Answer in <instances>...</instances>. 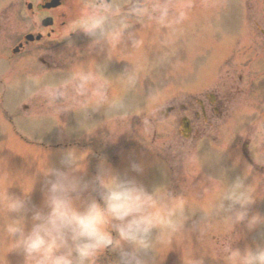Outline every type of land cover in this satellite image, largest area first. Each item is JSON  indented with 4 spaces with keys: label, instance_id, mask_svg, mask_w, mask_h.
I'll list each match as a JSON object with an SVG mask.
<instances>
[{
    "label": "rangeland",
    "instance_id": "rangeland-1",
    "mask_svg": "<svg viewBox=\"0 0 264 264\" xmlns=\"http://www.w3.org/2000/svg\"><path fill=\"white\" fill-rule=\"evenodd\" d=\"M164 2L170 8L169 21L160 24L153 9ZM245 2L252 4V0ZM27 3L35 8L42 2L0 0V71L11 72L0 75L4 84H0V196L10 187V196L23 197V188L29 192L32 180L33 189L26 197L29 206L47 211L44 188L48 178L42 171L62 168L64 155L74 151L82 154L80 167L83 169L76 175L84 180L93 181L103 165L121 178L134 177L149 194L163 187L182 200V211L172 217L176 225L174 230L161 213L153 231V253H142L148 264H227L228 247L243 253L264 245V224L250 230L246 222L233 226L228 218L232 212L226 209H240L238 204L228 201L231 196L240 203H249L245 206L249 218L260 216L264 219V189L257 192L262 184L255 181H260V172H252L255 180L248 177L250 172L243 171L232 150L226 149L227 145L223 148L216 140V145L210 143L199 149L198 154V144H189L177 159L171 155L175 149L169 140L161 143L156 139L154 145L148 144L151 128L146 133L147 149L129 144L126 152L118 154L119 147L130 142L135 129L131 142L135 136L139 137L138 128L146 124L144 121L151 113L149 109L138 110V106L147 108L152 104V96H166L173 84L184 85L192 75H218V44H223V40L226 46L232 43L226 34L224 37L219 34L221 20L225 19V2L121 0L124 7L140 6L150 16H146L144 22L136 21L142 24L140 27L128 28L129 34L123 41L106 35L101 44L112 40L100 51V43H94L93 37L72 27L86 11L88 0H64L62 6L41 12L27 11ZM180 12L184 13V18L177 23L176 16ZM45 15L51 16L54 22L51 28L42 30L39 19ZM226 15L233 18L230 37L234 38L239 23L234 22L232 11H227ZM38 32L44 36L39 43L29 46L27 52L15 59L9 58L13 63H6V57H12L10 49L26 34ZM130 37L142 43L133 46ZM41 55L50 64L54 63L53 66L45 69L40 65ZM11 66L23 68V71L17 72ZM104 68L124 75L125 94L130 103L108 95ZM81 71L97 74L96 81L83 94L75 88V77ZM98 86L104 91L102 99L94 91ZM53 91L56 92L54 98L50 95ZM259 94V102H253L255 106L237 105L241 121L252 120L254 129L264 120V96L261 90ZM107 106L112 109L109 116ZM162 124L157 122L153 129H164ZM237 126L243 128V125ZM107 141L115 152H102L101 148L111 150V147H104ZM133 164L142 166L141 174L132 170ZM96 192L99 195V190ZM91 198L97 199L95 192L84 197L85 200ZM254 199L256 202L251 209ZM76 206L83 210L81 201H77ZM3 222L0 215V227ZM115 243L119 246L120 241ZM122 247L130 249L131 246L125 243ZM5 255L0 234V260ZM118 260V251L106 249L96 264H117ZM7 261L8 264H24L22 254L17 252L9 253Z\"/></svg>",
    "mask_w": 264,
    "mask_h": 264
},
{
    "label": "clouds",
    "instance_id": "clouds-1",
    "mask_svg": "<svg viewBox=\"0 0 264 264\" xmlns=\"http://www.w3.org/2000/svg\"><path fill=\"white\" fill-rule=\"evenodd\" d=\"M123 7L121 0H88L86 11L74 22L73 30L93 37L96 44L105 41L109 33L119 40L127 16L143 14L140 6L123 14ZM153 11L158 23L169 21L170 8L166 2L155 6ZM114 17L121 18L119 25L111 24ZM183 18L184 13H178L176 22ZM130 39L133 46L142 43L137 38ZM96 79L97 74L92 71L79 72L75 77L76 91L83 94ZM94 91L103 98L102 86ZM50 95L54 98L56 92ZM81 155L69 151L62 158V168L43 169L48 178L44 188L47 211L29 206L26 197L33 189L32 180L29 192L22 187L23 197L10 196V187L0 196V215L4 218L0 234L7 253L0 264H8L7 256L12 252L22 254L24 264H96L106 249L119 252L117 264H148L142 253H153V231L161 213L167 218L168 226L175 229L172 217L182 211V200L163 187L149 194L134 177L121 178L103 165L93 181L84 180L76 175L83 169ZM131 167L137 175L143 171L139 164ZM97 190L99 202L95 198L84 199L86 194ZM77 201L82 202L83 210L77 208ZM228 201L240 206L235 211L225 208L232 212L228 218L233 226L246 222L251 230L264 224L260 216L248 217L245 206L249 203H240L231 196ZM113 234L118 239H114ZM116 240L120 241L119 246ZM125 243L130 249L122 247ZM225 260L227 264H264V245L243 253L230 246L226 249Z\"/></svg>",
    "mask_w": 264,
    "mask_h": 264
},
{
    "label": "flooded vegetation",
    "instance_id": "flooded-vegetation-1",
    "mask_svg": "<svg viewBox=\"0 0 264 264\" xmlns=\"http://www.w3.org/2000/svg\"><path fill=\"white\" fill-rule=\"evenodd\" d=\"M234 1L237 2L236 6L242 5L247 15H250L249 19L246 18L250 25L242 31H237L232 50H225L224 46L221 48L223 65L225 66L229 54H232L234 59L233 65L226 66L228 69L215 81L202 80L197 84L187 81L185 87L173 86L170 90L171 111L164 116H173L171 137L176 145L182 141L203 138L209 132L219 134L224 131V122L236 111V100L241 97L247 100V97L258 95L260 90L264 91V0H252V4L245 2L250 0ZM225 2L228 3L227 0ZM231 5L234 10V2ZM256 13L259 14L258 17ZM223 22V31H226V19ZM108 75V86L110 91H113V74L109 72ZM120 80L119 90L123 91L124 80ZM179 95L182 97L179 98ZM185 118L187 120L183 122ZM177 138L181 142H178ZM257 143L256 137L248 132L237 137L235 147L244 170H264L256 161Z\"/></svg>",
    "mask_w": 264,
    "mask_h": 264
},
{
    "label": "water",
    "instance_id": "water-1",
    "mask_svg": "<svg viewBox=\"0 0 264 264\" xmlns=\"http://www.w3.org/2000/svg\"><path fill=\"white\" fill-rule=\"evenodd\" d=\"M59 4H60V0H53L51 4L46 5L45 7H55V6L59 5ZM50 22H51L50 20H47V21L43 22V24L44 25H49Z\"/></svg>",
    "mask_w": 264,
    "mask_h": 264
}]
</instances>
